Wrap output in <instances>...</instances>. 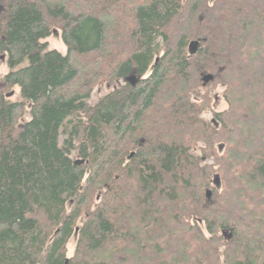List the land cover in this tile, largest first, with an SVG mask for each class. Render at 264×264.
<instances>
[{"label": "trees", "instance_id": "trees-1", "mask_svg": "<svg viewBox=\"0 0 264 264\" xmlns=\"http://www.w3.org/2000/svg\"><path fill=\"white\" fill-rule=\"evenodd\" d=\"M2 58L0 264H264V0H0Z\"/></svg>", "mask_w": 264, "mask_h": 264}, {"label": "rangeland", "instance_id": "rangeland-1", "mask_svg": "<svg viewBox=\"0 0 264 264\" xmlns=\"http://www.w3.org/2000/svg\"><path fill=\"white\" fill-rule=\"evenodd\" d=\"M44 42L47 44L46 46L49 50H56L61 54L66 53V48H65V46L62 42V39H61V32L58 29H53L51 35ZM0 70H1L2 75H4L8 71V69L6 67V58L1 59V69ZM222 91H223L222 87H218L216 89L217 95H216V98L212 104L214 111H216V112H221L226 108V104L221 97ZM107 92H108V89H106L105 86H103L101 88L96 87L91 94V101L92 102L96 101L100 96L106 94ZM14 95L15 96L17 95V90L14 91ZM15 96L12 97L13 100H16ZM204 117L207 119H210L211 114L206 113L204 115ZM26 118L28 119V115L26 116ZM73 251H74V241L71 240L70 243L68 244V255L71 256Z\"/></svg>", "mask_w": 264, "mask_h": 264}, {"label": "water", "instance_id": "water-1", "mask_svg": "<svg viewBox=\"0 0 264 264\" xmlns=\"http://www.w3.org/2000/svg\"><path fill=\"white\" fill-rule=\"evenodd\" d=\"M3 59V58H2ZM209 79L208 77L205 78V80ZM11 95V94H10ZM214 184L218 187L219 186V179H218V176H215L214 177ZM208 195H209V192H208Z\"/></svg>", "mask_w": 264, "mask_h": 264}]
</instances>
